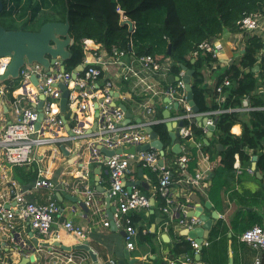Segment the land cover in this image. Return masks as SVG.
I'll return each instance as SVG.
<instances>
[{"label": "built area", "instance_id": "built-area-1", "mask_svg": "<svg viewBox=\"0 0 264 264\" xmlns=\"http://www.w3.org/2000/svg\"><path fill=\"white\" fill-rule=\"evenodd\" d=\"M262 15V11L245 13L238 21L240 29L256 30L260 27ZM82 43L85 57L81 64L85 63V69L78 72L76 77L74 72L81 64L73 70H68L66 61L58 56L55 63H51L48 69H45L42 63L29 62L26 59L18 77L9 78L19 81L16 87L13 84L14 80L11 84L0 80V264H13L11 257L15 253L27 258L33 255L34 259L27 264L40 263L37 253L42 249L41 245L32 244L29 237L31 233L24 235L19 226L28 224L31 231H36L40 235L51 234L61 209L60 205L53 197L47 202H40L33 195L41 188L54 190L66 188L64 181H54L51 169L45 165V161H52L55 165V160H60L62 154L59 144L69 141L86 143L90 154L89 160L107 166L111 183L107 189V195L115 203L114 219L118 226L123 225L129 249L135 247V240L139 234L132 212L152 205L150 201L152 196L145 193L141 187L127 186L128 181H136L132 170L133 165H138L157 175L159 183L152 198L156 200L158 197L162 200L159 208L167 215L166 226L177 222L188 229H193L201 223L199 217L184 214L186 202L190 199L182 202L173 192V185L185 183L196 187L203 180V173L189 172L190 157L188 155H182L177 160V176H174L170 168L160 164L162 155L156 148L136 150L135 153L125 152V149L136 148L151 142L146 126L165 122L166 118H147L142 122L126 121L125 111L110 103L114 94L112 81L106 80L101 84L102 65L105 62L97 59V53L93 49L96 42L85 38ZM221 48V45L215 41L205 40L199 44L192 55L196 58L205 51L210 53L212 58L217 59ZM127 53L125 50L114 48L112 53H109L110 62L122 64L125 80H129L132 76L137 77L154 94L160 92L155 88L154 83H149L141 74L145 72L149 77L161 71L162 61L147 54L136 56L133 62L123 63L122 58ZM263 57L264 46L260 50L257 62H262ZM11 61V55L0 57V76L5 74ZM136 63L140 65V68ZM185 74L186 70L182 69L176 84H168L166 93L186 109L178 119L189 121L195 117V114L186 97L185 82L182 80ZM33 75L37 77V83L33 82ZM61 83L65 84L69 91L65 111L61 107L64 93L60 87ZM231 85V78L224 76L222 82L217 84L216 91L222 95L225 88ZM41 101L42 106L39 109L38 105ZM145 108L148 114L155 111L150 105ZM234 110L238 109L228 107L214 112L221 114ZM40 113L43 115L42 118ZM209 113L211 114L206 112L208 115ZM64 116L70 125L71 133L66 128ZM213 121L209 119L208 123ZM182 131L185 138L192 136L190 128L186 127L184 130L182 128ZM102 148L115 152L109 155ZM118 149L123 152L117 153ZM18 168L32 172L35 175L32 181L23 183L16 176ZM85 196L86 204L91 206L95 201V191L87 186ZM62 224V228L69 232L77 235L84 233L83 229L71 220ZM104 225L109 226L110 221L105 220ZM242 240L261 252L255 256L253 264H263L264 226L255 224L248 228L242 234ZM191 242L195 253H199L203 245H209L208 240L200 244L191 238ZM38 246L40 248H37ZM72 259L73 257H68L67 260ZM191 260V257L187 255L186 261L191 262ZM52 261L55 260L52 259Z\"/></svg>", "mask_w": 264, "mask_h": 264}, {"label": "crops", "instance_id": "crops-1", "mask_svg": "<svg viewBox=\"0 0 264 264\" xmlns=\"http://www.w3.org/2000/svg\"><path fill=\"white\" fill-rule=\"evenodd\" d=\"M252 37L260 38L264 46V12L260 27L256 30L243 31L238 29L233 31L225 29L223 33L214 40L222 47L220 56L211 64L206 65L203 69L204 80L202 85L205 88L209 105H213L216 102L220 105L219 109H225L222 108V105L225 104L226 98L224 97H227L228 91L225 88L222 95L216 91L218 80L232 64L240 61ZM93 49L97 53V59L105 62L102 65L103 79L101 80V84L106 80H110L113 83L112 89L114 94L110 101L111 105L118 106V103H124L133 113V116L141 117L143 121L147 118H165L164 111L167 110L169 105L166 99L170 97L166 93V88L168 84L177 82L176 78L179 74H174L172 71L174 60L171 57L162 60V70L154 73V75L148 77L145 72L141 74L149 83H154L157 90H160V92L154 94L146 85L141 83L137 77L132 76L129 80H125L123 78L124 70L122 64H112L110 62V54L102 44L98 45L96 43V45H93ZM260 50L257 53V58ZM133 59H136V55L133 52H128L127 55L122 58V61L123 63H130L133 62ZM260 64L261 62L258 63L256 61L255 66L251 69L257 78L255 90L248 96L243 97L241 107L237 106L236 108L238 110H234L240 113L238 122L231 128V132L236 135L242 134L243 123H250L251 111L264 110V105H254L258 100L264 101V75H261L259 72L261 69ZM136 65L140 68L138 63H136ZM256 66L259 67L257 68ZM249 71L250 69H246V72ZM191 83H193L192 79ZM170 98L173 102H177L172 97ZM220 98H224V100H220ZM147 105L154 108L155 111L152 114L147 113L145 108ZM160 108H162L163 117L159 115L158 110ZM185 110L184 108V111ZM214 111H210L211 114L209 113V115L204 113V116H208L210 120L213 119V122H215L219 113H215ZM183 112L174 106L173 109H171V119L178 118ZM131 121L137 122L133 119ZM165 122L167 125L169 118H166ZM189 122L202 128L204 134L200 137L197 136V134L193 132L191 125L185 124L183 130L186 127L190 128L192 136L190 138H185L182 135V152L179 154L175 153L172 150V146L169 145L168 152L171 155L164 157L165 165L172 166L170 167L171 172H177V160L182 155H188L191 159L193 156L191 148L195 147L197 149V165L192 170H190L189 166V172L191 174L202 172L203 180L196 187L185 183H176L173 185V192L182 202L190 199L185 205L186 212H182L188 216H192L191 214L198 216L199 213L208 215L209 217L219 215V218H214L209 236L204 239V242L207 240L209 241L213 226L221 220L222 224L219 231H222V233L225 231L228 238V264H230V257L233 258V264H253L255 256L261 254V252L242 240V234L244 232L240 233L239 226H248L254 219L262 222V224H260L264 226V172L258 169L257 165L256 170L260 171L262 175V177H259L256 170L252 167L254 155H258L259 157V154H256L252 148H246L247 153L251 157V161L245 165L242 164L239 155L236 154L234 177L231 178V176L223 175L222 181H226V183L220 188L213 189L214 184L219 181V179L216 178V169L222 164V158L224 156L223 151L225 150L223 144L218 141L219 134L217 133V124L210 133L208 126L201 125L195 117L189 120ZM181 132L183 133L182 130ZM201 142L208 148H205V146L202 147ZM63 147L65 150H63ZM61 150L62 154L60 160H55V165H53L52 161L47 160L45 161V165L51 169V175L54 181H64V183H66V188H60L58 190L41 188L33 195V197L40 202H47L53 197L60 205L61 209L55 219L51 234L40 235L36 231H31L28 224L19 226L24 235L29 234V232L31 233L29 237H31L32 244L37 243V241L41 242L39 245H41L42 249L37 253L40 259L39 264H111L112 262L121 264V261H124V264H207L201 259L203 248L207 247L208 252L213 254L216 252L218 247L217 244H213L212 246L203 245L200 252L195 253V259L191 260V262L186 261V256L189 255L188 253L174 254L176 245L183 241L180 240L181 237L191 241L188 232L194 228L188 229L177 222L166 226L167 215L159 208V203H161L162 200L158 197H156V200L152 198L159 181L158 177L157 182H155V180L145 172V169L138 165L132 166L134 178L136 180L141 178L148 185L147 188L140 185L138 186L149 196H152L150 198L152 205L149 208H140L132 212L133 215L135 212L138 213L136 226L139 234L135 240V247L129 249L125 236L122 233L124 230L123 225L118 226V230L111 229L110 225H104L105 220L110 221L107 214V192H105L111 185L107 166L89 160V149L86 148V143L84 142H66L62 144ZM140 168L144 170L141 176L139 172ZM171 168H173V170ZM25 171L27 172V170ZM30 174L33 173L31 172ZM174 176H177V173ZM225 177L227 179H225ZM87 186L95 191V201L91 206H88L86 201H83L86 198L85 189ZM104 188H106V190L102 191ZM48 189L51 190L50 194L45 192L46 190L48 191ZM58 191H65L73 196H83L84 199H79L77 202L67 198L59 200L56 196V192ZM83 203H85V205ZM110 205L111 207H116L112 199ZM182 212L181 214H183ZM69 220L83 229V235H77L62 228V223ZM203 223L204 222L201 220V223L196 227L203 226ZM233 224H237L236 229H233ZM57 233H59V236H57ZM221 237L220 233L216 241ZM35 238L37 241L34 240ZM84 242H88L91 249L96 253L97 262L93 260L88 251L76 248L78 244ZM37 248L40 247L38 246ZM125 251L129 252L130 259L135 260L130 262L129 259L126 258ZM68 257H73V259L67 260ZM22 258H25V256L15 253V255L11 257V260L13 264H18ZM52 259L56 262H53Z\"/></svg>", "mask_w": 264, "mask_h": 264}, {"label": "trees", "instance_id": "trees-1", "mask_svg": "<svg viewBox=\"0 0 264 264\" xmlns=\"http://www.w3.org/2000/svg\"><path fill=\"white\" fill-rule=\"evenodd\" d=\"M3 3L4 9L0 12L3 21H0V24L7 29L39 30L44 23L64 21L68 15L70 34L73 37V43L70 45L71 56L66 60L68 70H73L84 61L82 42L85 38L102 44L109 53L117 48L133 52L136 56L150 54L158 61L171 57L174 60L172 66L174 74H178L183 65L194 69L192 76L194 99L202 113L220 108L216 102L213 105L208 104L206 91L202 85L203 69L215 59L205 51L194 58L193 51L205 40L214 41L225 29L233 31L240 29L238 21L245 13L264 12V0H3ZM122 15L134 22L133 31L129 30L127 24H121ZM249 42L240 61L232 64L218 80L217 84L222 82L224 76H229L232 80V85L226 87L228 94L222 108L241 107L243 97L248 96L256 88L257 78L251 69L255 66L257 53L263 46V41L258 37H252ZM260 66L259 72L264 75V58ZM246 69L250 71L246 72ZM13 80L15 81L6 79L3 82L11 84ZM254 105H264V101L258 100ZM179 109L181 112L184 111L181 105ZM158 112L160 117H163L162 108ZM239 115L237 111H230L221 113L216 118L218 141L223 144L225 150L222 164L216 169V178L219 181L214 184L213 189L220 188L226 183L222 181L223 175L234 177L236 154L244 165L251 161L246 148H252L259 154L258 169L264 172V110L251 111L250 123H243L242 134L236 135L231 132V128L238 122ZM186 124L191 125L197 136L204 134L203 129L195 124L187 120ZM153 128L165 147H168L171 144V137L166 122L154 124ZM201 146L207 147L203 142ZM191 150L193 156L189 161L190 170L197 165V149L192 147ZM170 155L168 152L165 156ZM170 167L172 166H166ZM145 172L157 182L155 173L147 169ZM172 173L176 175V172ZM29 174L23 168L16 169V176L23 183H28L34 178L35 175ZM137 214L135 212L133 215L135 225L138 220ZM260 223L262 224L254 219L248 226H239L240 233ZM221 224L220 220L213 226L209 238V245H218L216 252L214 254L208 252L207 247L201 252V259L207 264L229 262L228 238L225 231L223 233L219 231ZM233 225V229H236L237 224ZM220 233L222 237L216 241ZM180 240L183 241L176 245L174 254L185 252L194 260L192 242L184 237Z\"/></svg>", "mask_w": 264, "mask_h": 264}, {"label": "water", "instance_id": "water-1", "mask_svg": "<svg viewBox=\"0 0 264 264\" xmlns=\"http://www.w3.org/2000/svg\"><path fill=\"white\" fill-rule=\"evenodd\" d=\"M4 9L3 0H0V12ZM121 24H127L130 31H133L135 28V24L131 19L124 18L123 15L121 17ZM73 43V37L70 34V21L68 15L66 16L64 21H48L44 23L39 30H24V29H7L5 26L0 24V57L4 55H11L12 61L8 66L7 71L5 74L0 76V80H6L9 78H16L19 75L21 66L25 63L27 59L29 62L37 61L42 63L45 69H48L51 63H55V60L58 56H61L63 61H66L71 56L70 45ZM170 52V50H169ZM257 68L259 66H256ZM65 68V67H63ZM183 69L186 70V74L182 77V80L185 82V90H186V97L188 100L189 105L193 113L195 114V118L200 122L201 125H207L211 131L214 130L217 121L213 123L209 122V117L204 116V113L200 112V109L194 99L193 93V85L191 83L192 76L194 74V69L188 68L187 66L183 65ZM85 63L78 66V68L74 72V77L77 76L78 72L84 71ZM179 79V76L176 78ZM32 80L34 83H37V77L35 75L32 76ZM60 87L64 90L63 99L61 100V107L62 110L65 111L68 102V94L69 91L66 89L65 84L61 83ZM169 103L167 110L164 111L165 118H169V122H167L169 134L171 137V144L172 150L175 153L182 152L181 146V138L182 133L181 130L185 127L186 120L184 119H171V109L175 106V108L179 109L180 105L177 102H173L172 99L169 97L166 99ZM42 106V101L39 103L38 108L40 109ZM118 106L125 111L127 121H131L132 119L137 122H142L143 119L141 117L133 116V113L128 109V107L124 103H118ZM42 113H40V118H42ZM64 120L66 123V128L71 133L70 125L67 122L66 117L64 116ZM146 131L149 132L151 142H147L142 144L139 147H131L129 149H125L127 153H135L136 150H150L152 147L156 148L160 151L162 155L160 159V164L164 165L165 160L164 157L169 150V146L165 147L164 143L159 137L157 131L153 128V126L148 125L146 126ZM207 140V139H206ZM63 150L65 148L63 147ZM102 150L112 155L115 151L108 150L102 148ZM121 149L117 150V153H122ZM258 155H254L253 157V164L252 167L254 170L257 168V160ZM140 176L143 174L144 170L142 168L139 169ZM256 173L259 177H262L260 171L256 170ZM129 185H140L142 187L147 188V184L140 178L136 181H128L127 186ZM104 188L102 191H105ZM107 192V191H105ZM107 195V194H106ZM56 196L59 200H63L64 198L70 199L71 201H78L79 199H84L83 196H73L71 194L66 193L65 191H58L56 192ZM82 197V198H81ZM83 201H86L85 199ZM107 202H108V217L110 219V226L113 230H118V225L114 219V211L116 207H111L110 202L111 198L107 195ZM85 205V203H83ZM200 210V209H198ZM192 216H196L195 214H191ZM204 223L201 227H196L193 230L188 232L190 238L195 239L200 244L203 243L204 239L209 236V231L212 227L214 218H219V215H214L209 217L208 215H204L199 213L198 216ZM207 232V233H206ZM123 235H126V231H122ZM37 241V239H34ZM35 245L41 244V242L37 241L34 243ZM77 249H85L89 252L91 257L95 262H97L96 253L91 249L88 242L81 243L76 246ZM202 249V248H201ZM200 249V250H201ZM126 258L129 259L130 262L135 259L129 258V252L125 251ZM200 256V255H199ZM34 256L32 255L30 258H22V260L18 264H27L30 260H33ZM124 264V261L120 262ZM230 264H233V258L230 257Z\"/></svg>", "mask_w": 264, "mask_h": 264}, {"label": "rangeland", "instance_id": "rangeland-1", "mask_svg": "<svg viewBox=\"0 0 264 264\" xmlns=\"http://www.w3.org/2000/svg\"><path fill=\"white\" fill-rule=\"evenodd\" d=\"M0 21H3L1 18H0ZM13 84H14V86L16 87L18 84H19V81L16 79L14 82H13ZM59 147H60V149H61V147H62V143H60L59 144ZM49 153V152H48ZM39 191V190H38ZM46 193H51V190L50 189H48V191L46 190L45 191Z\"/></svg>", "mask_w": 264, "mask_h": 264}]
</instances>
